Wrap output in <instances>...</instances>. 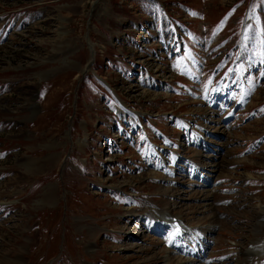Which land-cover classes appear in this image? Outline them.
<instances>
[{
  "label": "rangeland",
  "instance_id": "obj_1",
  "mask_svg": "<svg viewBox=\"0 0 264 264\" xmlns=\"http://www.w3.org/2000/svg\"><path fill=\"white\" fill-rule=\"evenodd\" d=\"M165 1L175 17L210 24L203 28L206 36L195 29L186 33L192 65H171L182 72L171 82L181 91L176 97L159 89L170 76L165 52L157 49L168 40L157 32L171 33L157 5L152 15L147 3L137 7L133 0H0V264H186L167 245L191 235L179 238L166 224L154 226L149 200L152 209L169 208L195 233L210 228L211 264H244L252 245L264 247V75L250 78L253 85L230 72L240 17L250 2ZM257 1L244 45L251 69L264 40L258 36H264V0ZM214 35L234 45L230 63H216L221 75L231 74L230 105L246 85L251 107L197 110L199 119L219 121L211 130L218 149L209 153L186 144L181 113L172 111L206 100L194 92L196 63L208 71L218 52L207 63L192 48L205 41L208 49L217 46ZM89 42L95 49L90 66ZM97 75L143 112V126L165 150L150 148L137 117L123 110ZM172 151L204 170L193 172ZM137 224L139 231L145 228L139 237L133 234Z\"/></svg>",
  "mask_w": 264,
  "mask_h": 264
},
{
  "label": "bare ground",
  "instance_id": "obj_2",
  "mask_svg": "<svg viewBox=\"0 0 264 264\" xmlns=\"http://www.w3.org/2000/svg\"><path fill=\"white\" fill-rule=\"evenodd\" d=\"M88 41H89V39H88ZM89 44H90V42H89ZM89 47H90V49H91V60H90V62H89V66H90V64H92L93 63V59L95 58V49H94V45L93 44H90L89 45ZM94 55V56H93ZM92 57H93V59H92ZM88 68V67H87ZM86 68V69H87ZM221 106H224V104H222ZM220 109H222V107L220 108ZM209 149H211V150H213V149H218V147H217V145H209ZM194 168L196 169L197 168V165L195 164L194 165ZM165 188H166V186H164ZM214 200V199H213ZM206 201H208L209 203L211 202V203H214L215 201H211L210 199L209 200H206ZM153 205V201L152 200H149L148 201V206L147 207H149V208H151V214H149V216L150 217H153L154 215V218H156V219H159V217L161 218V217H163L162 216V212H160V210L157 208V207H155L154 206V209H152V206ZM148 210V209H147ZM128 211H134L132 208H130V210H128ZM167 211V213L169 212V210L167 209L166 210ZM141 212H143V211H141ZM130 213V212H129ZM131 214H134V212H131L130 213V215ZM136 215H142V213H140V214H136ZM137 227H136V232L135 233H133L134 234V236H137V237H139V235H142L141 233L143 232V231H145V228L144 227H142V228H144V230H138L137 228H138V226H139V224H137L136 225ZM172 229H173V227H172ZM210 229V228H209ZM183 231H188V232H192V229L189 227V226H187V225H185L184 224V228H183ZM125 233H127L128 235H129V232H125ZM201 234H203V233H199L198 234V236L199 235H201ZM202 236V235H201ZM197 240H199L198 239V237H197ZM202 242H203V244L204 245H202ZM202 242H200L201 243V245L200 244H198V245H196L195 247H192L191 248V250L190 251H188L185 255H183L184 256V258L187 260V261H190V260H192V259H200V258H202L200 261H202V262H205L206 261V259L203 257L204 256V253H205V251H206V249H207V243H205L204 241H202ZM258 243L260 244L261 242H259L258 241ZM258 243H256V244H258ZM200 245V246H199ZM168 246V245H167ZM198 246H199V248H198ZM173 247V246H172ZM171 246H170V248H172ZM182 247H185V248H187L188 247V245L187 246H185L184 245V242H183V245H182ZM174 248H177V246H174ZM248 250V249H247ZM247 250H245V251H247ZM250 250L252 251H256V252H262L261 254H253L252 255V253H250L251 251H247V253L250 255V256H252L251 258L249 257V256H247L246 257V262L244 263V264H256V262H264V247L261 249V247H259V248H255V246L254 245H252L251 247H250ZM246 254V253H245ZM191 262V261H190ZM188 264V263H187ZM205 264V263H204Z\"/></svg>",
  "mask_w": 264,
  "mask_h": 264
},
{
  "label": "trees",
  "instance_id": "obj_3",
  "mask_svg": "<svg viewBox=\"0 0 264 264\" xmlns=\"http://www.w3.org/2000/svg\"><path fill=\"white\" fill-rule=\"evenodd\" d=\"M134 3H136V5L139 7V6H142L144 3H147L149 4L150 6L152 5V1H149V0H133Z\"/></svg>",
  "mask_w": 264,
  "mask_h": 264
}]
</instances>
